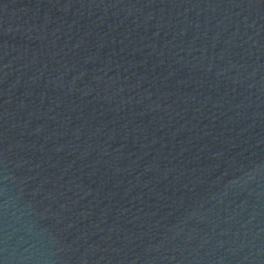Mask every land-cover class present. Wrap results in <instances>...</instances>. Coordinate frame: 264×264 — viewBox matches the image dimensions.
Returning a JSON list of instances; mask_svg holds the SVG:
<instances>
[{
  "label": "water",
  "instance_id": "1",
  "mask_svg": "<svg viewBox=\"0 0 264 264\" xmlns=\"http://www.w3.org/2000/svg\"><path fill=\"white\" fill-rule=\"evenodd\" d=\"M0 264H264V0H0Z\"/></svg>",
  "mask_w": 264,
  "mask_h": 264
}]
</instances>
